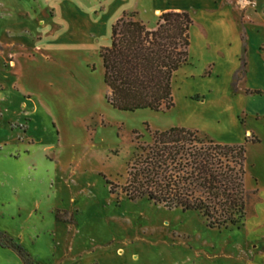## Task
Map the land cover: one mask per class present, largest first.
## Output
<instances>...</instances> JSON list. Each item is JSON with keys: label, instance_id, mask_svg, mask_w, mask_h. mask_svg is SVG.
<instances>
[{"label": "rangeland", "instance_id": "rangeland-1", "mask_svg": "<svg viewBox=\"0 0 264 264\" xmlns=\"http://www.w3.org/2000/svg\"><path fill=\"white\" fill-rule=\"evenodd\" d=\"M153 1L0 0V230L37 264H264V240L247 221L254 194L246 193L239 226L218 229L196 211L110 190L125 179L135 134L150 142L152 130L195 123L213 132L214 114L237 133L231 120L241 108L236 119L245 136L259 141L245 146L247 188L255 185L249 159L264 168V119L247 128L249 107L264 99V90L229 98L225 71L206 80L213 63L198 68L211 52L175 72L168 110L122 111L106 102L99 51L110 42L111 24L136 12L153 26L162 13L155 9H175L168 0ZM255 83L244 81L241 89ZM205 87L212 98L199 91ZM205 96L187 112L186 102ZM205 131L199 133L211 137ZM13 254L0 245V264H22Z\"/></svg>", "mask_w": 264, "mask_h": 264}, {"label": "trees", "instance_id": "trees-1", "mask_svg": "<svg viewBox=\"0 0 264 264\" xmlns=\"http://www.w3.org/2000/svg\"><path fill=\"white\" fill-rule=\"evenodd\" d=\"M192 18L184 10L162 12L153 29L136 17L123 12L110 27V42L102 46L105 99L113 108L134 111L148 108L165 111L174 106L172 77L187 63ZM245 48L240 67L245 74ZM237 73L231 91L237 90ZM246 92L261 94V89ZM126 168L119 188L129 200L145 198L168 209L196 211L210 228L239 226L246 214L244 185L247 142L219 143L196 129L172 126L152 130L150 142H139ZM58 218V215H56ZM0 245L12 250L22 264H37L12 236L0 230Z\"/></svg>", "mask_w": 264, "mask_h": 264}, {"label": "crops", "instance_id": "crops-1", "mask_svg": "<svg viewBox=\"0 0 264 264\" xmlns=\"http://www.w3.org/2000/svg\"><path fill=\"white\" fill-rule=\"evenodd\" d=\"M173 4L175 9L160 10V12L168 10H184L187 11L192 18V25L189 29L190 44L188 47L189 59L191 58L198 66V60L196 58L201 57V53L211 52V56L207 57L205 64L202 69L209 62L213 63V68L210 76L205 77L206 80L215 79L219 77L222 71H225L227 75V84L230 79L234 81V74L237 73L235 92L231 91V88L227 87V94L229 98H242L244 95L253 96L251 93L246 92L247 89H263L264 90V0H168ZM156 4V0L153 1L152 5ZM156 10V9H155ZM159 12V13H160ZM146 26L149 29H153V26H149L151 21L143 17ZM197 24L199 31L198 41H194L191 36V29ZM242 47L245 48L244 58L246 61L245 74L237 72L240 67V55ZM188 59V60H189ZM179 70V69H178ZM177 70V71H178ZM176 71V72H177ZM251 81L256 82L254 85H246L241 89L243 82ZM231 82V83H232ZM239 85V88H238ZM231 86V84H230ZM197 89L198 88H194ZM244 90V92H241ZM203 91L207 96L212 98L209 87L199 89ZM205 99L201 102H186L189 106L187 112L194 113L196 107L202 105ZM259 103H254L253 108L247 117V128L248 130H255L257 127V118L264 119V99L259 98ZM248 109V105L245 106L244 110ZM243 110V108L236 110L233 113L231 125L237 127L239 130L237 133L232 132L230 126L226 121L222 120L218 114L208 116L211 118L210 124L213 132L203 130L199 123L192 125H180L191 129H196L198 132H208L215 141L219 143L237 144L244 141V129L243 126L237 121L236 113ZM247 111V110H246ZM259 116V117H256ZM264 121V120H263ZM189 122V121H186ZM203 130V131H202ZM259 141H257L258 143ZM254 144L253 142H247L246 147ZM248 155V153H247ZM250 157V156H249ZM248 158V157H247ZM249 163L253 169V176L255 185L254 189L251 190L252 186L247 188L245 182V190L248 194H254L253 206L247 216V221L254 224V228L258 232V237L264 240V172L262 169V163L259 160H250ZM9 253H14L7 247ZM15 255V253L13 254ZM17 256V255H16ZM17 258V257H16Z\"/></svg>", "mask_w": 264, "mask_h": 264}, {"label": "bare ground", "instance_id": "bare-ground-1", "mask_svg": "<svg viewBox=\"0 0 264 264\" xmlns=\"http://www.w3.org/2000/svg\"><path fill=\"white\" fill-rule=\"evenodd\" d=\"M159 12H160V10H159V9H156V10H155V13H156V14H158Z\"/></svg>", "mask_w": 264, "mask_h": 264}]
</instances>
